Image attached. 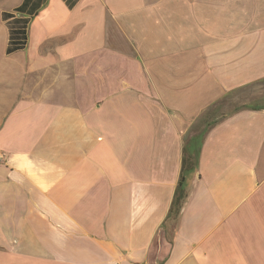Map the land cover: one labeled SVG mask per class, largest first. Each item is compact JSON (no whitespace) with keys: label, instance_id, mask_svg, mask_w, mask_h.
Here are the masks:
<instances>
[{"label":"crops","instance_id":"crops-1","mask_svg":"<svg viewBox=\"0 0 264 264\" xmlns=\"http://www.w3.org/2000/svg\"><path fill=\"white\" fill-rule=\"evenodd\" d=\"M0 153V264H264V0H0Z\"/></svg>","mask_w":264,"mask_h":264},{"label":"trees","instance_id":"trees-1","mask_svg":"<svg viewBox=\"0 0 264 264\" xmlns=\"http://www.w3.org/2000/svg\"><path fill=\"white\" fill-rule=\"evenodd\" d=\"M191 159L189 157H183V160H182V167H181V176H180V179H179V185L177 187V193L175 194V196H177V203L180 201H184L185 198H186V193L183 191V188H182V182H183V175H184V171L188 168V165L189 163H191L190 161Z\"/></svg>","mask_w":264,"mask_h":264},{"label":"built area","instance_id":"built-area-1","mask_svg":"<svg viewBox=\"0 0 264 264\" xmlns=\"http://www.w3.org/2000/svg\"><path fill=\"white\" fill-rule=\"evenodd\" d=\"M0 159H1V153H0Z\"/></svg>","mask_w":264,"mask_h":264}]
</instances>
